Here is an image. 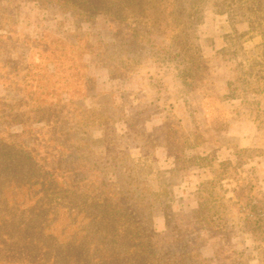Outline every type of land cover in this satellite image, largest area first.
Wrapping results in <instances>:
<instances>
[{
	"label": "rangeland",
	"instance_id": "1",
	"mask_svg": "<svg viewBox=\"0 0 264 264\" xmlns=\"http://www.w3.org/2000/svg\"><path fill=\"white\" fill-rule=\"evenodd\" d=\"M91 1L98 10L81 14L56 1L0 0L8 208L31 223V239L44 233L54 256L75 254L76 264H131L135 231L106 202L125 214L145 208L142 237L152 240L141 248L157 264H264L260 30L232 25L213 0L190 25L179 11L188 0H176L178 28L135 34L102 9L106 0ZM180 136L193 146L181 151ZM167 222L184 236H150Z\"/></svg>",
	"mask_w": 264,
	"mask_h": 264
},
{
	"label": "trees",
	"instance_id": "2",
	"mask_svg": "<svg viewBox=\"0 0 264 264\" xmlns=\"http://www.w3.org/2000/svg\"><path fill=\"white\" fill-rule=\"evenodd\" d=\"M46 1V0H45ZM47 1H56L66 8H71L73 10L79 11L81 14H86L88 12H95L98 10V5L93 4L91 0H47ZM109 3V6H102V9L105 12H112L111 14L116 18H119L123 21H127L130 24V28L133 29L135 34L145 32L148 34L152 29H158L162 33H167L178 28L180 20H178V6L176 5V0H106ZM207 0H188L184 6L180 7L182 12V17L187 14V19H189V24H193L201 19L202 13L204 11V4ZM116 4L118 9L113 12V5ZM175 7L176 17L171 16L174 14ZM213 9L216 13L228 15L229 20H231L232 25L237 22L247 21L250 25V30L259 29L261 35L264 37V0H213ZM182 23V22H181ZM180 23V25H181ZM145 29V32L143 31ZM105 116L101 119V122H105ZM177 133L174 132L173 134ZM178 143H175L173 140H170L166 151H171L173 143L178 145L181 148V151L186 147H192L194 143H191V140H184L181 136L178 139ZM187 143V144H186ZM143 144H139L142 147ZM3 146L5 147L4 143ZM110 151L114 155L115 147L110 146ZM8 158L13 156L12 152ZM1 141H0V155H2ZM143 157V156H142ZM206 158V157H205ZM110 159H115V157H110ZM191 159V158H190ZM189 159V160H190ZM179 160V159H178ZM116 162V161H115ZM223 164V162L221 163ZM0 169V180L2 179ZM224 176L218 175V179H222ZM11 179L10 181H12ZM4 184L0 182V264H76L70 258H73L75 254L61 255L59 257L54 256V253L51 248V244L48 243V239H42L44 236L45 228L44 222H37L36 226L38 231H41L43 234L39 238L31 239L29 237L28 229L31 223H27L26 220L19 221V217L14 214L11 209L8 208L7 200L3 197ZM137 188H132L130 184L127 189L124 190L125 193H131L130 195L137 193ZM202 190V189H201ZM141 193V192H140ZM168 198L172 199L173 196L171 192L168 193ZM140 196V195H137ZM143 197L140 196V200ZM203 202L200 201L202 206ZM141 205V204H140ZM200 206V210L202 207ZM105 209L107 212H110L115 220L116 217L125 218L126 224L130 227V230L135 231V236L137 237V245L134 247L131 245L132 249L128 246L126 252L130 253L131 264H157L151 258H148V255L145 256V252L141 247L150 249L149 242L152 240L150 237L142 233L144 227L148 225L145 219L147 212L143 206H139L137 209L131 210L129 214H125L121 207L111 202L105 203ZM199 209L197 208L194 212L196 217H199ZM219 216H217L213 223L219 226ZM170 220V219H169ZM250 225L259 226L261 223L260 220L249 221ZM176 225H174L175 227ZM30 227H33L30 225ZM113 228V227H112ZM117 226L115 225V229ZM129 228V227H128ZM42 229V230H41ZM129 230V231H130ZM114 231V228H113ZM145 231V230H144ZM176 229V232L172 233L171 225L167 222V230L163 232H156L152 229V235L154 237L170 236L171 239L173 236L179 234ZM131 233V232H130ZM147 233V232H146ZM171 234L173 236H171ZM134 236V237H135ZM184 236V232L178 236V238ZM148 241V242H146ZM172 241V240H171ZM174 245V244H173ZM42 250H44L42 252ZM129 250V251H128ZM66 256V257H65ZM76 256V255H75ZM153 256V255H152ZM151 256V257H152ZM70 259V260H68ZM77 259V258H75ZM76 261V260H75ZM82 261H78L80 263ZM95 264V263H92ZM101 264H106L102 262ZM119 264V263H118Z\"/></svg>",
	"mask_w": 264,
	"mask_h": 264
}]
</instances>
